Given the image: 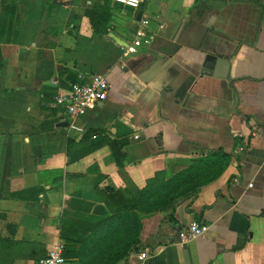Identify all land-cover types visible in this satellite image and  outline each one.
<instances>
[{
    "label": "crops",
    "instance_id": "crops-1",
    "mask_svg": "<svg viewBox=\"0 0 264 264\" xmlns=\"http://www.w3.org/2000/svg\"><path fill=\"white\" fill-rule=\"evenodd\" d=\"M138 11L153 37L130 53ZM90 73L108 97L62 117L53 96ZM216 151L194 197H137ZM119 209L138 222L84 242ZM193 219L208 231L177 244ZM66 237L65 264H264V0H0V264Z\"/></svg>",
    "mask_w": 264,
    "mask_h": 264
},
{
    "label": "trees",
    "instance_id": "trees-1",
    "mask_svg": "<svg viewBox=\"0 0 264 264\" xmlns=\"http://www.w3.org/2000/svg\"><path fill=\"white\" fill-rule=\"evenodd\" d=\"M88 14L90 17V21L92 22L90 12H88ZM118 155L119 156L115 155V157H120V159L118 158V163H121V159L125 154L121 151ZM228 159L229 156L226 153H222L219 151L211 152L206 158L194 162L189 166L181 167L174 173V175L170 179L163 183L157 182V179L154 178L141 190L137 197L143 196L147 199L153 196L155 193L164 190V202L160 205H164L167 202L180 197L182 199L194 197L199 186L213 180L224 170V168L228 164ZM140 202L130 200L129 205L131 208H136L137 204ZM129 220L131 221L129 222ZM133 221L137 223L138 218L137 215L133 214L130 209H119V211L116 210L112 215L104 218L102 221L97 223L93 227L92 232L87 235L88 237L84 242L98 244L104 243L108 240V238L112 237L114 232L117 231L120 226H122L123 222L124 224H126V227H129V224L133 223ZM137 225L134 227V229H132L133 235L129 236L127 232V234L125 233L123 237L125 238L124 240H131V244H126V246H123L120 251L116 248L111 251H105L112 255L113 260L121 257L124 253H126L130 249L129 247L136 241V239L134 240V238H136V236L138 235ZM131 227H133V224ZM100 228L103 229L101 230ZM63 240L65 243V255H68L69 251H67L66 247H70V244H74V242H71L67 237L63 238ZM80 251L84 252L83 250ZM75 252L77 256L81 257V254L78 253L79 251Z\"/></svg>",
    "mask_w": 264,
    "mask_h": 264
},
{
    "label": "built area",
    "instance_id": "built-area-1",
    "mask_svg": "<svg viewBox=\"0 0 264 264\" xmlns=\"http://www.w3.org/2000/svg\"><path fill=\"white\" fill-rule=\"evenodd\" d=\"M124 6L134 9L139 8L142 0H113ZM150 21L145 14L138 20V25L134 30L132 42L126 46L130 53L137 52L141 44H148L152 39V33L148 30ZM162 25H160V28ZM110 85L107 79L98 73H90L87 76L78 74V79L72 82L68 89L58 91L51 101V107L60 111L62 117L75 119L84 115L88 110L94 108L99 102L108 97ZM208 231V225L197 219H193L187 225L177 231V244H185L199 236H203ZM65 245L57 242L50 248L46 255L38 259L37 264H65ZM144 251L139 255L140 259L148 256Z\"/></svg>",
    "mask_w": 264,
    "mask_h": 264
},
{
    "label": "water",
    "instance_id": "water-1",
    "mask_svg": "<svg viewBox=\"0 0 264 264\" xmlns=\"http://www.w3.org/2000/svg\"><path fill=\"white\" fill-rule=\"evenodd\" d=\"M140 16H141V12H140V11H138V12H137V16H136V18H137V19H139V18H140Z\"/></svg>",
    "mask_w": 264,
    "mask_h": 264
}]
</instances>
